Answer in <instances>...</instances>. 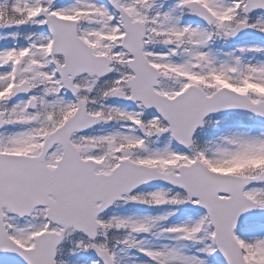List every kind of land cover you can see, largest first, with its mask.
Returning a JSON list of instances; mask_svg holds the SVG:
<instances>
[{"label":"snow or ice","instance_id":"snow-or-ice-1","mask_svg":"<svg viewBox=\"0 0 264 264\" xmlns=\"http://www.w3.org/2000/svg\"><path fill=\"white\" fill-rule=\"evenodd\" d=\"M0 264H264V0H0Z\"/></svg>","mask_w":264,"mask_h":264}]
</instances>
